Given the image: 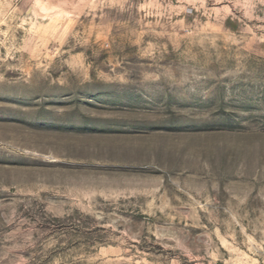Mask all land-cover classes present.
I'll list each match as a JSON object with an SVG mask.
<instances>
[{
	"label": "rangeland",
	"instance_id": "374dc122",
	"mask_svg": "<svg viewBox=\"0 0 264 264\" xmlns=\"http://www.w3.org/2000/svg\"><path fill=\"white\" fill-rule=\"evenodd\" d=\"M0 264H264V0H0Z\"/></svg>",
	"mask_w": 264,
	"mask_h": 264
},
{
	"label": "crops",
	"instance_id": "0c3cea01",
	"mask_svg": "<svg viewBox=\"0 0 264 264\" xmlns=\"http://www.w3.org/2000/svg\"><path fill=\"white\" fill-rule=\"evenodd\" d=\"M185 11H190V12H194L196 10H202V12L206 13V14H213L216 16H224L223 18H228V16L231 14V10L229 9V7H227L226 5H222L220 7H205V2L202 3L198 8L197 7H187L185 6Z\"/></svg>",
	"mask_w": 264,
	"mask_h": 264
}]
</instances>
